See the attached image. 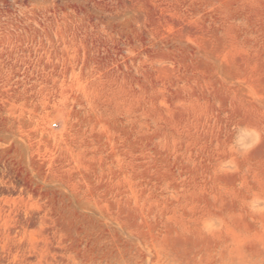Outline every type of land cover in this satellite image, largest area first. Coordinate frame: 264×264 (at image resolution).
I'll return each instance as SVG.
<instances>
[{
	"label": "rangeland",
	"instance_id": "1",
	"mask_svg": "<svg viewBox=\"0 0 264 264\" xmlns=\"http://www.w3.org/2000/svg\"><path fill=\"white\" fill-rule=\"evenodd\" d=\"M0 264H264V0H0Z\"/></svg>",
	"mask_w": 264,
	"mask_h": 264
}]
</instances>
